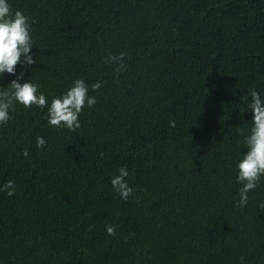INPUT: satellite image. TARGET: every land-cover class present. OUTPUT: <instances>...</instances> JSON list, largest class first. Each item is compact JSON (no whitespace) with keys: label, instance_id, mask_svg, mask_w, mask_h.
I'll use <instances>...</instances> for the list:
<instances>
[{"label":"trees","instance_id":"trees-1","mask_svg":"<svg viewBox=\"0 0 264 264\" xmlns=\"http://www.w3.org/2000/svg\"><path fill=\"white\" fill-rule=\"evenodd\" d=\"M8 3L36 63L0 87L23 72L50 104L83 79L97 102L75 132L19 104L0 125V188H16L0 191V264H264V177L235 206L238 130L250 91L264 99V0ZM121 52L117 73L103 61ZM121 167L127 201L110 183Z\"/></svg>","mask_w":264,"mask_h":264},{"label":"clouds","instance_id":"clouds-1","mask_svg":"<svg viewBox=\"0 0 264 264\" xmlns=\"http://www.w3.org/2000/svg\"><path fill=\"white\" fill-rule=\"evenodd\" d=\"M33 43L29 17L19 10L13 13L8 0H0V77L5 73L15 75L16 67L21 63L27 66L36 63L30 55ZM125 55L124 52L118 55L110 54L103 62L116 65L114 71L117 73L124 72L126 71ZM23 76L24 73L21 72L20 76L12 80L7 87H0V125L7 124L11 119L10 111H14V106L19 104L26 110L32 107L47 108L48 125L75 132L81 127L79 115L85 106L91 108L97 102L94 96L89 95L88 84L83 79H76L65 94L52 98L49 104L46 96L39 91V84L29 80L24 83L19 82ZM102 87L99 82L91 85L93 91ZM250 97L248 109L252 113L251 128L247 135L244 129L238 130L239 135L243 137L241 144L247 152L235 165L238 171L236 183L241 185L236 207L247 205L248 193L255 190L264 177V99L255 90L250 91ZM169 126L174 127L175 121H170ZM45 144L44 138H36L37 148H43ZM23 155L28 157L29 153L24 151ZM128 175L126 168L121 167L118 175L113 176L110 181L113 190L125 201L134 195L133 189L126 181ZM0 191H5L9 197L13 196L16 191L14 182H5ZM261 207H264V204H261ZM106 231L109 236L115 235L114 226H106Z\"/></svg>","mask_w":264,"mask_h":264}]
</instances>
